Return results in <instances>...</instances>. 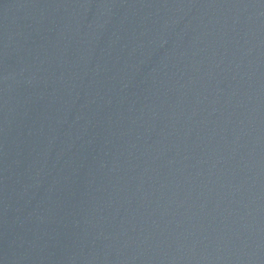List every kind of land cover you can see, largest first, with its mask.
I'll list each match as a JSON object with an SVG mask.
<instances>
[{"label": "water", "instance_id": "95a60500", "mask_svg": "<svg viewBox=\"0 0 264 264\" xmlns=\"http://www.w3.org/2000/svg\"><path fill=\"white\" fill-rule=\"evenodd\" d=\"M0 264H264V0H0Z\"/></svg>", "mask_w": 264, "mask_h": 264}]
</instances>
